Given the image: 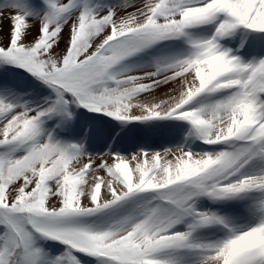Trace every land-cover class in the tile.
Listing matches in <instances>:
<instances>
[{
  "label": "snow or ice",
  "instance_id": "obj_1",
  "mask_svg": "<svg viewBox=\"0 0 264 264\" xmlns=\"http://www.w3.org/2000/svg\"><path fill=\"white\" fill-rule=\"evenodd\" d=\"M0 264H264V0H0Z\"/></svg>",
  "mask_w": 264,
  "mask_h": 264
},
{
  "label": "rangeland",
  "instance_id": "obj_2",
  "mask_svg": "<svg viewBox=\"0 0 264 264\" xmlns=\"http://www.w3.org/2000/svg\"><path fill=\"white\" fill-rule=\"evenodd\" d=\"M161 94V93H158V95Z\"/></svg>",
  "mask_w": 264,
  "mask_h": 264
}]
</instances>
